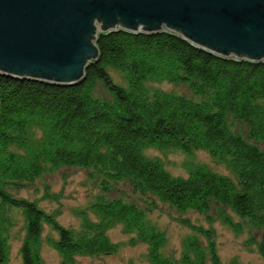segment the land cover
I'll use <instances>...</instances> for the list:
<instances>
[{
  "label": "trees",
  "instance_id": "obj_1",
  "mask_svg": "<svg viewBox=\"0 0 264 264\" xmlns=\"http://www.w3.org/2000/svg\"><path fill=\"white\" fill-rule=\"evenodd\" d=\"M96 44L99 57L76 84L0 73V264L10 261L6 231L14 210L26 223L23 264H45L46 225L58 235L47 240L62 264L116 253L119 245L108 235L116 225L136 235L134 244L148 245L150 264H175L162 252L166 235L138 204L120 198L97 201L78 213L82 223L74 230L36 202L14 195V188L33 182L47 167L93 169L105 176L106 189L112 181L134 180L143 194L180 212L208 213L216 202L264 228V151L259 147L264 142V62L221 57L169 31H110L100 33ZM112 68L124 75L127 86L112 80ZM99 82L112 102L94 97ZM160 82L185 85L195 98L149 87ZM231 116L247 125L248 141L230 129ZM151 147L205 150L226 163L236 181L203 166H191L188 177H175L159 160L145 156ZM225 222L242 230L231 217ZM184 247L183 264H223L213 242L204 246L190 237Z\"/></svg>",
  "mask_w": 264,
  "mask_h": 264
},
{
  "label": "water",
  "instance_id": "obj_2",
  "mask_svg": "<svg viewBox=\"0 0 264 264\" xmlns=\"http://www.w3.org/2000/svg\"><path fill=\"white\" fill-rule=\"evenodd\" d=\"M96 23L167 29L221 57L264 61V0H0V73L80 82L99 57Z\"/></svg>",
  "mask_w": 264,
  "mask_h": 264
},
{
  "label": "rangeland",
  "instance_id": "obj_3",
  "mask_svg": "<svg viewBox=\"0 0 264 264\" xmlns=\"http://www.w3.org/2000/svg\"><path fill=\"white\" fill-rule=\"evenodd\" d=\"M96 27L98 37L100 33H104L103 26L96 23ZM229 58L245 60L234 54H229ZM110 74L115 83L127 86L124 75L120 71L112 68ZM149 87L166 93L183 94L195 98L188 87L182 84L160 82L150 83ZM93 94L103 102L113 101L112 94L103 82L97 84ZM228 123L236 135L249 140V128L245 123L235 120L232 116ZM259 147L264 151V142L260 143ZM144 154L148 159L159 160L163 167L175 177H188L191 166H203L236 181L226 163L202 149H193L187 153L177 149L151 147L146 149ZM104 180L105 176L93 169L70 166L52 169L47 167L39 178L33 182L19 184L13 189V193L20 198L36 202L47 213L56 215L61 225L74 230L81 227L82 221L78 216L81 210L97 201L120 198L128 203L138 204L147 211L149 222L164 232L167 237L162 250L163 255L172 259L175 264H183L185 241L190 237L198 238L204 246L213 242L223 264H231L233 261L239 264H264V256L261 253V247L264 245V228H258L248 220L242 219L230 207L213 202L208 213L180 212L152 195L143 194L136 187L134 180L118 183L112 181L108 183L107 189L103 185ZM226 217H231L235 223H240L242 230L238 232L230 227L225 222ZM25 225V218L20 211L14 210L8 216L6 231L10 244L8 264H23L21 247L26 234ZM108 235L113 243L119 245L116 253L106 256H81L73 264H150L148 245L142 242L134 244L132 240L136 235L128 233L123 225H116L108 232ZM49 237L57 238L58 235L51 226L46 225L42 242L44 263L62 264L61 255L48 243ZM208 264H212L211 260Z\"/></svg>",
  "mask_w": 264,
  "mask_h": 264
}]
</instances>
